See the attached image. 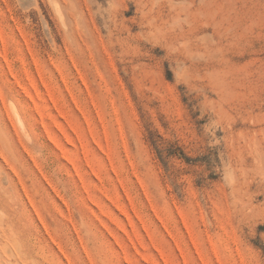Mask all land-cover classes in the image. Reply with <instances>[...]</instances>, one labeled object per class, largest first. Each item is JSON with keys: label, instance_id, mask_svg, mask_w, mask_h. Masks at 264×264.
I'll list each match as a JSON object with an SVG mask.
<instances>
[{"label": "rangeland", "instance_id": "1", "mask_svg": "<svg viewBox=\"0 0 264 264\" xmlns=\"http://www.w3.org/2000/svg\"><path fill=\"white\" fill-rule=\"evenodd\" d=\"M0 264H264V0H0Z\"/></svg>", "mask_w": 264, "mask_h": 264}]
</instances>
